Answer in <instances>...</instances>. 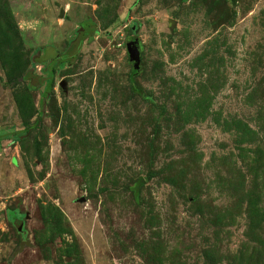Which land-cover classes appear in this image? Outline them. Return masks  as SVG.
Masks as SVG:
<instances>
[{
  "label": "rangeland",
  "instance_id": "obj_1",
  "mask_svg": "<svg viewBox=\"0 0 264 264\" xmlns=\"http://www.w3.org/2000/svg\"><path fill=\"white\" fill-rule=\"evenodd\" d=\"M0 264H264V0H0Z\"/></svg>",
  "mask_w": 264,
  "mask_h": 264
},
{
  "label": "water",
  "instance_id": "obj_2",
  "mask_svg": "<svg viewBox=\"0 0 264 264\" xmlns=\"http://www.w3.org/2000/svg\"><path fill=\"white\" fill-rule=\"evenodd\" d=\"M129 52L131 60L134 62L136 69L141 67V51H140V39L138 37H132L129 44ZM64 86V85H63ZM19 229H22L23 220H20Z\"/></svg>",
  "mask_w": 264,
  "mask_h": 264
},
{
  "label": "trees",
  "instance_id": "obj_3",
  "mask_svg": "<svg viewBox=\"0 0 264 264\" xmlns=\"http://www.w3.org/2000/svg\"><path fill=\"white\" fill-rule=\"evenodd\" d=\"M42 120V116L39 118L38 123Z\"/></svg>",
  "mask_w": 264,
  "mask_h": 264
}]
</instances>
